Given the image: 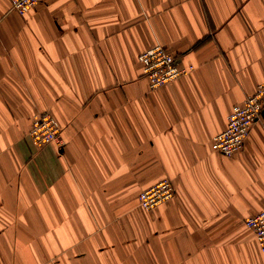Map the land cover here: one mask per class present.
Returning <instances> with one entry per match:
<instances>
[{
    "label": "crops",
    "instance_id": "crops-1",
    "mask_svg": "<svg viewBox=\"0 0 264 264\" xmlns=\"http://www.w3.org/2000/svg\"><path fill=\"white\" fill-rule=\"evenodd\" d=\"M156 43L194 69L152 89ZM260 83L264 0H0V264H264V111L212 148ZM42 111L62 146L32 144ZM165 177L174 197L140 206Z\"/></svg>",
    "mask_w": 264,
    "mask_h": 264
},
{
    "label": "built area",
    "instance_id": "built-area-1",
    "mask_svg": "<svg viewBox=\"0 0 264 264\" xmlns=\"http://www.w3.org/2000/svg\"><path fill=\"white\" fill-rule=\"evenodd\" d=\"M40 1L10 0L11 9L26 15ZM138 58L142 64L143 74L152 89L171 83L194 69L192 65L180 64L176 55L161 43L146 48ZM263 111L264 83H260L241 103L233 105L228 115L227 126L212 139V148L227 156H232L243 149L253 125L262 118ZM61 131L58 119L51 112L42 111L34 114L28 136L35 146L54 143L60 147L63 145ZM175 192L173 181L165 177L140 192L139 204L145 209H153L172 199ZM247 225L254 232L264 252V209L250 216Z\"/></svg>",
    "mask_w": 264,
    "mask_h": 264
}]
</instances>
